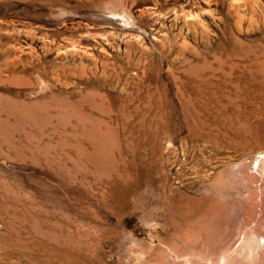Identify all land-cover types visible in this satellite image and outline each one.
<instances>
[{
	"label": "rangeland",
	"instance_id": "1",
	"mask_svg": "<svg viewBox=\"0 0 264 264\" xmlns=\"http://www.w3.org/2000/svg\"><path fill=\"white\" fill-rule=\"evenodd\" d=\"M0 264H264V0H0Z\"/></svg>",
	"mask_w": 264,
	"mask_h": 264
},
{
	"label": "bare ground",
	"instance_id": "2",
	"mask_svg": "<svg viewBox=\"0 0 264 264\" xmlns=\"http://www.w3.org/2000/svg\"><path fill=\"white\" fill-rule=\"evenodd\" d=\"M210 65V64H209ZM205 66V65H204ZM207 66V65H206ZM201 114V113H200ZM206 122V121H205ZM214 127V126H213ZM256 248V247H255Z\"/></svg>",
	"mask_w": 264,
	"mask_h": 264
}]
</instances>
